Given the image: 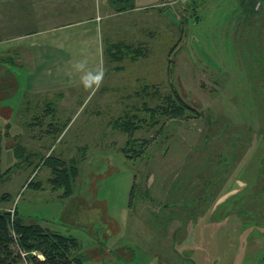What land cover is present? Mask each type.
<instances>
[{
	"label": "rangeland",
	"instance_id": "1",
	"mask_svg": "<svg viewBox=\"0 0 264 264\" xmlns=\"http://www.w3.org/2000/svg\"><path fill=\"white\" fill-rule=\"evenodd\" d=\"M38 1L0 0V211L74 236L81 264H264V0ZM76 21L62 78L32 96L53 51L16 62L17 37ZM117 42L139 55L112 59ZM174 92L184 115L144 109ZM127 117L131 136L113 125ZM47 155L77 163L71 195L48 183Z\"/></svg>",
	"mask_w": 264,
	"mask_h": 264
},
{
	"label": "trees",
	"instance_id": "2",
	"mask_svg": "<svg viewBox=\"0 0 264 264\" xmlns=\"http://www.w3.org/2000/svg\"><path fill=\"white\" fill-rule=\"evenodd\" d=\"M123 1L126 4L118 9H133L132 0ZM126 52H131L134 57L139 55L140 51L130 49L124 42H117L112 44L109 55L114 59ZM188 108L189 105L176 92L167 94L162 103L153 107L144 105V109L150 111L152 116L155 112L169 117L182 116ZM138 120L136 119V122ZM113 125L130 136L132 130L138 126L130 117L115 120ZM42 161L50 168L48 183L52 189L61 188L63 197L71 195L72 184L78 174L75 160L64 161L47 155ZM77 247V239L72 235L60 233L38 223H28L16 211L14 214L6 209L0 211V264H81L82 257L74 253ZM34 252H39L42 257L39 258Z\"/></svg>",
	"mask_w": 264,
	"mask_h": 264
},
{
	"label": "crops",
	"instance_id": "3",
	"mask_svg": "<svg viewBox=\"0 0 264 264\" xmlns=\"http://www.w3.org/2000/svg\"><path fill=\"white\" fill-rule=\"evenodd\" d=\"M67 1L68 2H65V0H63L62 3L60 1L61 7L63 8V10L65 8L69 7L70 9H68V12L71 10L72 12L78 11L79 13L81 11H84V12L90 11V13H94V12L97 11L98 8H100V7L104 8L106 6L105 2H107V0H94L93 10H90V9L89 10H81L82 5H83V7L84 6H88V7L91 6L92 3L90 2V0H67ZM132 1H133V6H134L133 10H137V9H142V8H145V7L158 6V5H160L159 4L160 2L163 5H167V4L170 5L169 2L172 1V0H132ZM37 3L38 4L39 3H43V0L38 1ZM26 4H27V6L28 5H32V0H24L23 5L22 4H20V5L25 7ZM165 9H167V7ZM168 10H170V9H167V11ZM95 20H96V18L94 17V18L89 20L90 21L89 23H86L87 21L86 22H82V23H84L83 27L90 28L92 26H95ZM92 22H94V24L90 25V23H92ZM76 23H80V21H76L74 23H65L67 25L64 24V25L58 26L56 28H51L50 29L51 31L47 32L46 34H44V33L40 34V33H37V32H26L23 35L17 37V39H16L17 49L15 51V53H16L15 55L18 57V61L15 60L16 62L27 63V62L30 61L31 57L28 58L29 54H28V52H26V49H27L26 47L27 46H29V48H30V46H33V45H35L37 47L38 46H45V47H48V49L52 48L51 50L53 51L52 54H46L45 53V54L41 55L40 56V58H42L41 61H40V58H37L38 61H40L39 62L40 64L38 65V67H41V68H40V72H39V74L37 76V79H38L39 82L37 81L35 83V86H36L35 89H33V91L30 92V93H32V96L37 94L38 97H39L42 92H44L46 94L53 93V92H50L48 90V88H50V87H48V86H40V79L43 78V77L45 79L46 78L48 79V77L57 78V79L62 78L63 75L61 73L59 74V70H62L63 67H62V65L59 62V58H58L57 53L61 52L62 48L65 45L70 44L68 42L71 41L72 43L74 42L73 44H76V43L71 38H69L70 41H66L65 38L63 37V34L60 33V32H62L61 30H63L64 28H67V27L68 28H74V26H73L74 24L78 25ZM93 29H95V28L93 27ZM69 30H71V29H69ZM31 37L37 38L38 42L36 44H32L30 42V38ZM78 40L79 39L76 38L77 44L79 43ZM45 57H47V59ZM47 61H53L56 64L50 65V64H48ZM73 66H74L73 63H71V65L69 67L73 68ZM50 69L53 70L54 74L49 75V70ZM73 77L74 78H81L82 76H80L78 73H74ZM56 83H57V81H56ZM37 87H39V88H37ZM57 94L60 96V98L57 99V101L58 102H63L62 101V99H64L63 93H59L58 92ZM28 98H29V96H28Z\"/></svg>",
	"mask_w": 264,
	"mask_h": 264
},
{
	"label": "clouds",
	"instance_id": "4",
	"mask_svg": "<svg viewBox=\"0 0 264 264\" xmlns=\"http://www.w3.org/2000/svg\"><path fill=\"white\" fill-rule=\"evenodd\" d=\"M103 78V72L101 71V73L99 75H97L96 77H94V81L95 83L98 85L100 80ZM88 85L91 86V82H88Z\"/></svg>",
	"mask_w": 264,
	"mask_h": 264
},
{
	"label": "built area",
	"instance_id": "5",
	"mask_svg": "<svg viewBox=\"0 0 264 264\" xmlns=\"http://www.w3.org/2000/svg\"><path fill=\"white\" fill-rule=\"evenodd\" d=\"M172 1H181V2H186L188 0H172ZM39 258H41V254L39 252H34ZM23 255V254H22Z\"/></svg>",
	"mask_w": 264,
	"mask_h": 264
}]
</instances>
